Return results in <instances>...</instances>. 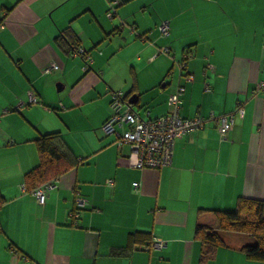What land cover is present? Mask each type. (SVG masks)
<instances>
[{
    "label": "crops",
    "instance_id": "crops-1",
    "mask_svg": "<svg viewBox=\"0 0 264 264\" xmlns=\"http://www.w3.org/2000/svg\"><path fill=\"white\" fill-rule=\"evenodd\" d=\"M107 8V0H0V264H199L196 225L215 220L200 209L264 200V92H255L264 80V0H120L111 19ZM66 28L88 49L86 70L57 37ZM161 46L168 51L156 53ZM183 60L192 81L179 76ZM51 62L58 68L44 73ZM178 80L180 116H202L205 126L175 140L170 164L139 168L129 146L101 128L109 91L155 117L169 110ZM30 90L37 102H28ZM238 101L244 114L221 138L210 114ZM50 132L76 163L52 177L39 203L20 185L40 162L34 139ZM132 232L164 246L144 249ZM224 237L204 264H264L240 250L248 236Z\"/></svg>",
    "mask_w": 264,
    "mask_h": 264
},
{
    "label": "built area",
    "instance_id": "built-area-1",
    "mask_svg": "<svg viewBox=\"0 0 264 264\" xmlns=\"http://www.w3.org/2000/svg\"><path fill=\"white\" fill-rule=\"evenodd\" d=\"M119 1L120 0H107L108 8L106 10V16L108 18L111 19L117 15L116 7ZM118 18L117 28L122 29L125 22L120 17ZM129 29L134 34H137L132 25L129 26ZM158 29L162 35H167L170 31L169 21L166 19L161 20L158 24ZM167 51L168 48L166 46H161L157 48L156 53H166ZM156 53L151 55L150 58H153ZM73 55H78L83 58V69L88 67L89 57L87 48L78 46L73 52ZM185 66L186 61L183 60L179 64V76L184 78L185 81H192L193 75L183 71ZM206 66L210 68L212 64L207 63ZM55 68H58V65L55 62H51L48 66L44 67L42 71L47 73ZM184 90V84L178 80L173 91L168 94L169 110L155 117H143L132 107L131 103L128 102L120 90L111 89L109 91L110 114L103 122L101 128L106 134L113 135L114 142L118 147L123 145L129 146L127 158L132 159L137 167H159L170 164L175 140L181 138L189 131L203 128L207 121V119L202 116H180V95ZM205 90H209L208 84H205ZM259 90L264 92V80H259L257 82L255 92ZM28 102H37L36 95L32 90L28 92ZM243 114V101H238L234 111L218 115L211 113L210 118L215 119L219 136L223 138L232 129L234 117H242ZM56 179L57 178L48 179L31 188L29 191L39 203H42L47 191L56 186ZM106 182L108 185H111L112 179L108 178ZM133 185L137 186L138 182H133ZM20 188L22 191L27 190L24 183L20 185ZM77 202L79 205L85 204L82 198H77ZM70 214L72 216L77 215L76 211ZM163 246L164 241L155 237L142 245V247L147 250L151 248L158 249Z\"/></svg>",
    "mask_w": 264,
    "mask_h": 264
},
{
    "label": "trees",
    "instance_id": "trees-1",
    "mask_svg": "<svg viewBox=\"0 0 264 264\" xmlns=\"http://www.w3.org/2000/svg\"><path fill=\"white\" fill-rule=\"evenodd\" d=\"M57 37L68 45V51L73 55L79 46L76 35H73L66 28L60 31ZM34 141L40 162L36 168L26 174L24 184L27 189H31L54 176L56 177L76 163L74 154L63 142L59 133H46L36 137ZM2 201L3 197L0 194V204ZM200 211L211 212L216 220L217 228L208 227L204 224L196 225L195 235L202 245L199 264H204L208 254L216 247L226 245L224 233L227 232H237L248 236L249 239L241 245L240 250L250 259L264 261V200L239 196L233 209H200ZM130 238L132 242L144 240L143 244L152 240L151 236L143 232H132Z\"/></svg>",
    "mask_w": 264,
    "mask_h": 264
},
{
    "label": "rangeland",
    "instance_id": "rangeland-1",
    "mask_svg": "<svg viewBox=\"0 0 264 264\" xmlns=\"http://www.w3.org/2000/svg\"><path fill=\"white\" fill-rule=\"evenodd\" d=\"M201 224H204V225H206V226H208V227H213V228H217V223H216V221L214 220V219H212L211 217H210V219H206V221H204L203 223H201ZM225 234V233H224ZM225 239V238H224Z\"/></svg>",
    "mask_w": 264,
    "mask_h": 264
},
{
    "label": "water",
    "instance_id": "water-1",
    "mask_svg": "<svg viewBox=\"0 0 264 264\" xmlns=\"http://www.w3.org/2000/svg\"><path fill=\"white\" fill-rule=\"evenodd\" d=\"M133 100H132V98L130 97L129 99H128V102L129 103H131Z\"/></svg>",
    "mask_w": 264,
    "mask_h": 264
}]
</instances>
